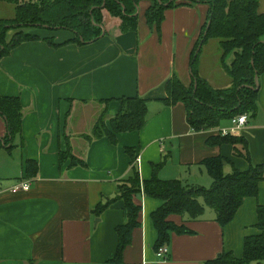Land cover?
I'll return each instance as SVG.
<instances>
[{
    "label": "crops",
    "instance_id": "crops-1",
    "mask_svg": "<svg viewBox=\"0 0 264 264\" xmlns=\"http://www.w3.org/2000/svg\"><path fill=\"white\" fill-rule=\"evenodd\" d=\"M259 3V13L264 14V0ZM140 6L137 31H123L119 21L110 19L98 41L63 47H53L46 39L61 45L73 38L56 34V40L49 33H29L41 39L25 42L0 60V94L20 98L24 112L22 134L14 139V148H0V264H116L117 228L127 221L125 204L118 201L101 216L94 210L116 199L119 185L132 176L127 149L136 154L134 165L142 181L151 179L152 165L163 160L160 179H179L189 187L213 185L202 165L208 158L228 159L226 174L234 168H250L249 162L235 155L232 145L208 143L231 128L232 121L197 132L187 122L184 104L168 106L162 101L168 96L166 83L174 74L186 87L191 85V56L210 7L185 4L171 8L156 33L145 18L151 3L141 1ZM205 47L208 43L198 61L199 74L216 89L230 87L218 42L211 57ZM208 61L213 69L208 68ZM258 91L257 114L249 117L242 134L254 165L264 162V73ZM137 96L148 99L141 131L118 134L116 145L106 137L83 138L91 134L104 109L111 119L119 111V99ZM7 133L0 114V139ZM68 145L85 166L70 168V161L60 165L59 153ZM29 160L38 163L39 174L26 180ZM26 181L31 185L28 191L13 192ZM258 193L257 198L245 199L227 226L220 225L207 207L195 221L170 216V222L185 226L188 233L171 236L167 260L157 255L158 232L152 219L164 201L142 194L136 200L142 207L140 227L134 230L133 242L119 264H206L222 252L242 258L245 240L260 233L257 207L264 206V181Z\"/></svg>",
    "mask_w": 264,
    "mask_h": 264
},
{
    "label": "trees",
    "instance_id": "trees-1",
    "mask_svg": "<svg viewBox=\"0 0 264 264\" xmlns=\"http://www.w3.org/2000/svg\"><path fill=\"white\" fill-rule=\"evenodd\" d=\"M141 1H149L151 7L146 10L145 18L149 28L160 33L167 10L179 5L197 6L207 4L208 21L205 24L200 41L191 56L192 83L185 86L177 75L166 83L167 98L162 101L173 106L182 103L187 108V122L197 132L218 128L225 121L240 115L256 116L258 111L259 80L264 73V14L259 13L260 0H0L11 4L14 16L0 19V60L8 56L12 49L28 41L41 38L24 32L25 28L63 29L74 33V38L58 45L53 39L46 41L53 47L70 43L84 46L98 41L103 33L106 21L115 19L123 31H137ZM14 34L9 39V34ZM218 41L221 62L231 80L228 88H214L201 77L198 61L203 46L210 40ZM200 52L198 50L200 49ZM198 52V53H197ZM232 55V57H231ZM231 59L228 60V58ZM110 102V101H106ZM119 111L111 119L104 109L91 134L83 136L85 140L106 137L112 144L118 143L117 136L122 133L141 131L148 115V99L142 97L121 98ZM0 114L5 118L7 136L0 139V148H14V139L22 134L23 106L18 97H5L0 94ZM108 120V121H107ZM209 145H232L235 155L250 164L248 171L234 168L232 173H225L228 159L219 156L202 162L208 174L214 180L210 188L189 187L183 181L160 179L159 173L165 161L153 164L151 179L142 181L133 149L126 153L131 158L132 176L119 185L116 199L101 203L94 213L101 216L103 211L118 201L125 204L127 221L117 228L118 248L113 262L123 261L125 250L132 244L133 232L140 227L142 207L136 203L142 194L164 204L152 215L158 232L156 251L171 243L173 234H187L185 226H178L169 221L170 216L188 217L189 221L199 220L206 213V207L216 214V221L227 226L234 219L245 199L259 196L260 184L264 181V162L254 165L248 141L244 136H223L210 138ZM60 165L70 161L68 167L85 166V162L72 153L68 145L61 151ZM26 180L38 176V163L29 160L26 163ZM259 234L245 240L244 256L236 257L231 252H222L215 260L206 264H264V206H258Z\"/></svg>",
    "mask_w": 264,
    "mask_h": 264
},
{
    "label": "rangeland",
    "instance_id": "rangeland-1",
    "mask_svg": "<svg viewBox=\"0 0 264 264\" xmlns=\"http://www.w3.org/2000/svg\"><path fill=\"white\" fill-rule=\"evenodd\" d=\"M14 7L11 4H3L0 3V19H7L9 20L10 18H12L14 16ZM24 32L26 33H32V34H36V35H40V33H49V35H52L53 38H55L56 40H58V38L56 37L57 35H62V37L65 39H69V38H74V33L72 31H68V30H63V29H54V30H48L45 28H25ZM14 34V31H11L9 34V39L10 37H12V35ZM64 41V40H63ZM216 42H218L216 39L215 40H210L208 42V47H205V52H209L208 54L211 56H213L216 53ZM63 47V46H61ZM207 50V51H206ZM232 57V55H231ZM231 57L228 58L231 59ZM213 63H211V61L207 62V66L210 69H213V66L211 65Z\"/></svg>",
    "mask_w": 264,
    "mask_h": 264
},
{
    "label": "built area",
    "instance_id": "built-area-1",
    "mask_svg": "<svg viewBox=\"0 0 264 264\" xmlns=\"http://www.w3.org/2000/svg\"><path fill=\"white\" fill-rule=\"evenodd\" d=\"M232 127L229 129H223L222 135L223 136H242L243 132L246 130L247 125L249 123V116L248 115H240L237 117L232 118ZM31 185L29 181L21 182L15 188L13 189V192H20V191H28L30 189ZM157 255L160 258H164L165 260L168 259V248L167 246H164L161 248Z\"/></svg>",
    "mask_w": 264,
    "mask_h": 264
},
{
    "label": "water",
    "instance_id": "water-1",
    "mask_svg": "<svg viewBox=\"0 0 264 264\" xmlns=\"http://www.w3.org/2000/svg\"><path fill=\"white\" fill-rule=\"evenodd\" d=\"M104 35H105V31H104V29H103V33H102L101 37L104 36ZM200 50H201V47H200V49L198 50V52H200ZM198 52H197V53H198Z\"/></svg>",
    "mask_w": 264,
    "mask_h": 264
}]
</instances>
